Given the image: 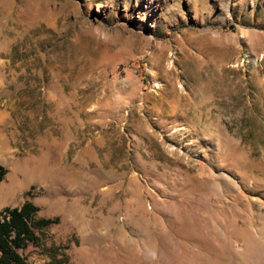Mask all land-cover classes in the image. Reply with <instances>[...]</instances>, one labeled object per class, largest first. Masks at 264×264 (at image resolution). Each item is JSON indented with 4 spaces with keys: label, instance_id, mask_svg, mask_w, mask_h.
<instances>
[{
    "label": "rangeland",
    "instance_id": "1",
    "mask_svg": "<svg viewBox=\"0 0 264 264\" xmlns=\"http://www.w3.org/2000/svg\"><path fill=\"white\" fill-rule=\"evenodd\" d=\"M0 163L29 264H264V0H0Z\"/></svg>",
    "mask_w": 264,
    "mask_h": 264
},
{
    "label": "trees",
    "instance_id": "2",
    "mask_svg": "<svg viewBox=\"0 0 264 264\" xmlns=\"http://www.w3.org/2000/svg\"><path fill=\"white\" fill-rule=\"evenodd\" d=\"M5 172L6 168L0 163V180ZM37 209L38 206L31 200L0 209V264H28L19 248L24 249L30 241L36 240V228L55 220L46 216L36 217Z\"/></svg>",
    "mask_w": 264,
    "mask_h": 264
},
{
    "label": "crops",
    "instance_id": "3",
    "mask_svg": "<svg viewBox=\"0 0 264 264\" xmlns=\"http://www.w3.org/2000/svg\"><path fill=\"white\" fill-rule=\"evenodd\" d=\"M32 202H33V201H32ZM33 203H34V202H33ZM35 204H36V203H35ZM36 205H37V204H36ZM46 217H47V216H46ZM29 244H30V243H29ZM29 244H28V245H29ZM28 245H27V246H28ZM27 246H26V247H27ZM26 247H25V248H26ZM25 248H24V249H25ZM24 249L19 248V251H20V252H23ZM25 256H26V255H25ZM26 259H27V257H26ZM27 261H28V260H27ZM28 264H29V262H28Z\"/></svg>",
    "mask_w": 264,
    "mask_h": 264
}]
</instances>
